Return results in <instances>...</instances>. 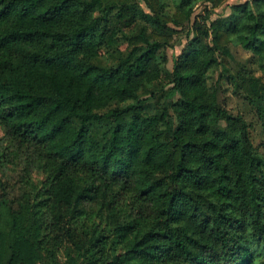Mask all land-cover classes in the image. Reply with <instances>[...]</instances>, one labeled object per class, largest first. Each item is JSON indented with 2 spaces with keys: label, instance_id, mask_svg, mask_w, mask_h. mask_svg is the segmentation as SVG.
I'll list each match as a JSON object with an SVG mask.
<instances>
[{
  "label": "clouds",
  "instance_id": "9594fccd",
  "mask_svg": "<svg viewBox=\"0 0 264 264\" xmlns=\"http://www.w3.org/2000/svg\"><path fill=\"white\" fill-rule=\"evenodd\" d=\"M5 3L0 264H264V0Z\"/></svg>",
  "mask_w": 264,
  "mask_h": 264
},
{
  "label": "trees",
  "instance_id": "16d2710c",
  "mask_svg": "<svg viewBox=\"0 0 264 264\" xmlns=\"http://www.w3.org/2000/svg\"><path fill=\"white\" fill-rule=\"evenodd\" d=\"M0 4L3 5V7H0V30H2L5 26H9L8 25V19L9 17H12L14 20L16 19V15H15V6L12 8L11 11L6 12L5 9L8 8V4L5 3V0H0ZM14 4H15V0H14ZM24 17H20L17 22H23ZM38 71L43 72L44 74L48 75L49 77L54 75V70L52 68V66H48V67H44V68H40L38 69ZM58 83H62L65 87L70 86L71 85V79H65L63 81H57Z\"/></svg>",
  "mask_w": 264,
  "mask_h": 264
}]
</instances>
